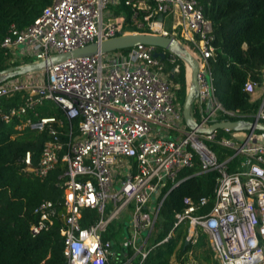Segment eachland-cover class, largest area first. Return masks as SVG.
<instances>
[{"label": "built area", "instance_id": "2783aa9c", "mask_svg": "<svg viewBox=\"0 0 264 264\" xmlns=\"http://www.w3.org/2000/svg\"><path fill=\"white\" fill-rule=\"evenodd\" d=\"M50 1L25 29L10 25L0 43L8 62L15 67L40 63L127 33L171 37L199 64V90L190 111L197 127L184 122L178 86L165 71L166 63L175 65L178 58L151 46L71 58L1 82L0 120L16 122L18 132L28 129L49 137L37 164L31 152L25 153L23 171L44 181L63 167L56 184L60 198L42 200L32 211V237L56 227L67 264H143L155 247L149 237L162 189L174 186L178 174L197 158L200 173H216L212 207L201 213L209 198H185L172 230L157 245L185 225V241L195 245L206 234L218 264H264V132L201 133L215 123L243 121L238 110L225 109L215 97L208 65L214 36L203 6L198 0ZM122 4L131 11L130 24L147 32H123L125 16L113 11ZM156 51L165 53L164 61L153 56ZM262 72L261 84L244 85L250 97L264 88ZM17 95L21 103L7 106ZM46 103L63 118L41 115L38 109ZM254 120L264 124V89ZM218 131L231 136L218 137ZM209 144L233 155L219 160ZM124 213L130 217V235L104 239L109 225Z\"/></svg>", "mask_w": 264, "mask_h": 264}, {"label": "trees", "instance_id": "16d2710c", "mask_svg": "<svg viewBox=\"0 0 264 264\" xmlns=\"http://www.w3.org/2000/svg\"><path fill=\"white\" fill-rule=\"evenodd\" d=\"M50 0H0V43L6 36L10 25L25 29L41 15ZM203 12L212 26L214 56L208 60L212 74L216 99L227 110H238L240 120L252 122L260 101L250 102V95L244 91L247 81L261 84L264 69V0H198ZM114 15L123 14V32H147L137 30L130 24L131 11L124 6L113 9ZM187 49V48H185ZM129 49L122 50L123 52ZM188 50V49H187ZM189 51V50H188ZM190 52V51H189ZM17 64L8 62L0 48V72ZM173 66L176 73H169V80L178 86L177 102L182 110L190 85V73L181 61L175 65L166 63V72ZM20 95L6 101L7 106L21 103ZM41 115L55 114L63 118L59 109L46 103L38 109ZM234 120V119H232ZM16 122L6 124L0 120V264H67L63 255V244L55 227L47 233L32 237L30 225L35 221L33 209L42 200H58L61 192L56 187L58 176L63 172L60 165L44 181H40L23 171L20 160L27 151L31 152L32 163L37 164L47 133H36L28 129L18 132ZM77 132V122H73ZM227 136L218 131V137ZM219 160L233 155L229 149L217 144H209ZM171 189L169 183L162 189V201L154 229L149 241L155 247L143 264H174L172 258L179 259L184 253L200 246H208L207 235L202 233L195 245L185 244L186 226L175 228L167 242L157 245L172 230L174 215L184 209V199L198 201L206 197L210 201L199 212H208L212 207L216 173H200L197 158L192 168L182 170ZM165 197V198H164ZM119 231L105 234L104 239L117 238ZM176 264H183L182 261Z\"/></svg>", "mask_w": 264, "mask_h": 264}, {"label": "water", "instance_id": "95a60500", "mask_svg": "<svg viewBox=\"0 0 264 264\" xmlns=\"http://www.w3.org/2000/svg\"><path fill=\"white\" fill-rule=\"evenodd\" d=\"M138 45H146L155 47L157 49L165 50L167 52L173 53L186 67L190 69V85L187 90V97L182 107V116L184 122L190 129H195L197 124L193 121L190 111L194 99L197 97L199 85L197 80L198 75V61L196 58L192 57L190 53L181 46L176 40L171 37H162L153 34L144 33H127L103 40L99 43H91L83 48L76 49L70 53L56 55L49 60L40 63H32L20 67H9L6 70L0 72V83L16 76H21L29 72H37L51 64H56L71 58L83 57L95 55L98 53H107L117 50L130 49ZM155 58H159L161 61L165 60V53L163 51H156L153 53ZM173 72V69L170 71ZM229 129L232 131H252L257 130L264 132V124L257 123L255 120L252 122L246 121H226L215 123L211 125L208 129L201 130L203 134H209L215 130ZM182 181L177 182L171 189L178 186ZM165 198V197H164ZM160 208V207H159ZM187 245L188 242L185 241Z\"/></svg>", "mask_w": 264, "mask_h": 264}, {"label": "rangeland", "instance_id": "374dc122", "mask_svg": "<svg viewBox=\"0 0 264 264\" xmlns=\"http://www.w3.org/2000/svg\"><path fill=\"white\" fill-rule=\"evenodd\" d=\"M191 49V48H189ZM180 61L179 59L176 60ZM170 72H167L169 76ZM187 74V72H186ZM53 107V105H51ZM245 131H240L238 136H241ZM231 135L228 134L227 137ZM110 206L106 207V212L109 211ZM127 213L122 214L117 219H114L113 222L108 227V234H112L115 231H119L120 235L125 238L127 235H130V217L126 216ZM125 225L127 227H125ZM207 242V241H206ZM183 264H218V262L214 259L213 254L209 248V246H200L199 248H194L192 250L187 251L182 256H180V260L172 258V263L176 264L181 262Z\"/></svg>", "mask_w": 264, "mask_h": 264}, {"label": "crops", "instance_id": "0c3cea01", "mask_svg": "<svg viewBox=\"0 0 264 264\" xmlns=\"http://www.w3.org/2000/svg\"><path fill=\"white\" fill-rule=\"evenodd\" d=\"M185 70H186V72H187L186 67H185ZM170 73H171V72H170ZM172 73H174V72H172ZM186 80H187V82H188L187 76H186ZM263 89H264V88H262V87L257 88V89L255 90L254 94L251 95L250 100H251V101H254V102H255V101H261V100H262ZM187 90H188V89H187ZM207 242H208V240H207ZM207 245L209 246V244H207Z\"/></svg>", "mask_w": 264, "mask_h": 264}, {"label": "bare ground", "instance_id": "6f19581e", "mask_svg": "<svg viewBox=\"0 0 264 264\" xmlns=\"http://www.w3.org/2000/svg\"><path fill=\"white\" fill-rule=\"evenodd\" d=\"M187 50V49H186ZM188 51V50H187ZM189 52V51H188ZM190 53V52H189ZM190 55H191V53H190ZM192 56V55H191ZM188 70H189V73H190V69L188 68Z\"/></svg>", "mask_w": 264, "mask_h": 264}]
</instances>
